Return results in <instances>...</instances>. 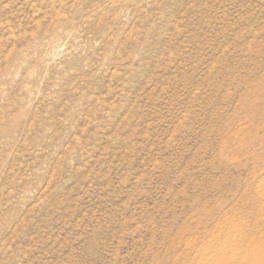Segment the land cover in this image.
<instances>
[{
  "label": "rangeland",
  "instance_id": "rangeland-1",
  "mask_svg": "<svg viewBox=\"0 0 264 264\" xmlns=\"http://www.w3.org/2000/svg\"><path fill=\"white\" fill-rule=\"evenodd\" d=\"M263 178L264 0H0V264H251Z\"/></svg>",
  "mask_w": 264,
  "mask_h": 264
},
{
  "label": "bare ground",
  "instance_id": "bare-ground-1",
  "mask_svg": "<svg viewBox=\"0 0 264 264\" xmlns=\"http://www.w3.org/2000/svg\"><path fill=\"white\" fill-rule=\"evenodd\" d=\"M253 118H254V116H253ZM259 122H260V120H259ZM258 129H259V127H257ZM262 131V130H261ZM259 138V137H258ZM262 180V179H261ZM263 182H259V184H258V186H257V188H258V192H259V195L261 196V198L263 199H261L260 197H259V199H261L263 202H264V178H263V180H262ZM256 196V195H255ZM264 207V206H263ZM234 231V230H233ZM231 232H232V230H231ZM230 235V234H229ZM232 235H235V234H232ZM230 237H227V239H226V243H227V245H224V248L223 249H219L220 251H218V252H216V253H214V259H213V263H211V264H227L228 262H230V261H233V257H235L234 255H235V253H234V255H233V251H231V249L232 248H227L228 246H230V245H232V242H233V240H232V242H230L229 239ZM233 244H234V242H233ZM231 247H233V246H231ZM233 249H235V248H233ZM232 249V250H233ZM239 249V248H238ZM240 250V249H239ZM235 252V251H234ZM238 252V251H237ZM236 252V253H237ZM258 254H260V256H258ZM253 257L254 258H250L249 259V263H251V264H258L260 261H262V259L264 258V251H260L259 253H256L255 255H253ZM203 264H207L206 262H204Z\"/></svg>",
  "mask_w": 264,
  "mask_h": 264
}]
</instances>
